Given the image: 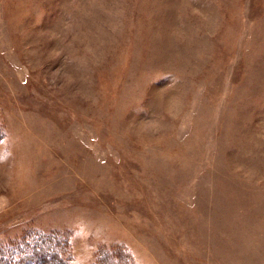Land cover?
I'll use <instances>...</instances> for the list:
<instances>
[{
    "label": "rangeland",
    "instance_id": "1",
    "mask_svg": "<svg viewBox=\"0 0 264 264\" xmlns=\"http://www.w3.org/2000/svg\"><path fill=\"white\" fill-rule=\"evenodd\" d=\"M54 231L264 264V0H0V264Z\"/></svg>",
    "mask_w": 264,
    "mask_h": 264
},
{
    "label": "trees",
    "instance_id": "2",
    "mask_svg": "<svg viewBox=\"0 0 264 264\" xmlns=\"http://www.w3.org/2000/svg\"><path fill=\"white\" fill-rule=\"evenodd\" d=\"M66 236L65 233L57 231L37 232L34 241L30 243V249L25 243L22 249L17 248L11 254L13 255L12 260H14L12 264H63L65 256L69 257ZM52 237L55 239L54 241ZM57 239L61 241V244L57 242ZM7 256L10 254L6 255V258Z\"/></svg>",
    "mask_w": 264,
    "mask_h": 264
}]
</instances>
